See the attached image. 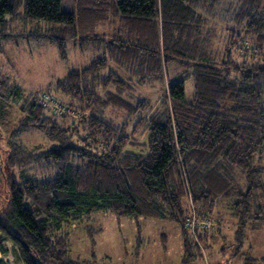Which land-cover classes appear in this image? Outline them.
Here are the masks:
<instances>
[{
	"label": "trees",
	"instance_id": "1",
	"mask_svg": "<svg viewBox=\"0 0 264 264\" xmlns=\"http://www.w3.org/2000/svg\"><path fill=\"white\" fill-rule=\"evenodd\" d=\"M61 1L0 0V49L21 38L52 43L62 61L69 41L97 52L23 101L0 75V117L20 103L10 130L0 119V235L22 264H97L71 258L66 225L98 211L158 219L180 227L190 264L210 236L187 219L219 229L228 217L240 255L264 229V0H247L237 22L219 0H74V12ZM146 87L155 110L136 95ZM45 90L68 112L42 102ZM27 131L45 145L22 142Z\"/></svg>",
	"mask_w": 264,
	"mask_h": 264
},
{
	"label": "rangeland",
	"instance_id": "2",
	"mask_svg": "<svg viewBox=\"0 0 264 264\" xmlns=\"http://www.w3.org/2000/svg\"><path fill=\"white\" fill-rule=\"evenodd\" d=\"M219 1L224 3L226 8L230 7L226 13L227 20L229 18L237 22L238 18L242 17L241 8L247 0ZM262 4L264 5V2ZM263 5L260 4L259 10ZM61 8L65 12H74L77 7L74 0H62ZM105 27L100 31L106 30ZM15 41L4 43L0 49V75L11 78L15 85L22 89L21 101L55 82L65 75L71 66L89 64L97 55L96 50L84 52L73 41H69L67 43L68 59L62 61L59 58L57 47L50 42L28 41L21 38ZM111 66L123 77L124 73L120 72L121 70L116 65L111 63ZM140 89L136 91V95L152 98V110H155L158 104L155 99L159 97L157 87ZM40 95L42 102H48L57 109L68 112L65 107L59 105V98L55 94L53 95L55 98L49 97V93L45 90ZM18 101L8 103L0 117L7 131L13 127L19 117L20 103ZM133 102L136 104L135 100ZM140 137L142 138L141 135ZM20 140L29 146L46 143L45 136L41 132L27 131L20 136ZM31 172L40 178L54 175L53 170L40 165L32 168ZM214 223L217 225L215 221ZM215 224H212L206 233L210 236L209 240L205 239L206 245L205 243L203 245V253L206 255L203 259L198 257L190 264H229L231 260H233L232 264H240L243 254L247 251L257 258L264 256V229L248 231L244 236L240 255L230 258L229 254L236 248L235 224L228 217L224 219L223 224L218 225L219 229ZM64 230L69 236L71 258L76 262L92 260L97 264H181V229L168 221L150 218L136 219L98 211L66 225ZM0 257L6 264H22L19 261L16 246L11 240L1 235Z\"/></svg>",
	"mask_w": 264,
	"mask_h": 264
},
{
	"label": "built area",
	"instance_id": "3",
	"mask_svg": "<svg viewBox=\"0 0 264 264\" xmlns=\"http://www.w3.org/2000/svg\"><path fill=\"white\" fill-rule=\"evenodd\" d=\"M212 223L210 221L204 220L200 221L195 216H191L187 219L186 226L192 232H196V230H206L208 229Z\"/></svg>",
	"mask_w": 264,
	"mask_h": 264
},
{
	"label": "water",
	"instance_id": "4",
	"mask_svg": "<svg viewBox=\"0 0 264 264\" xmlns=\"http://www.w3.org/2000/svg\"><path fill=\"white\" fill-rule=\"evenodd\" d=\"M3 259L0 257V262L2 261Z\"/></svg>",
	"mask_w": 264,
	"mask_h": 264
}]
</instances>
